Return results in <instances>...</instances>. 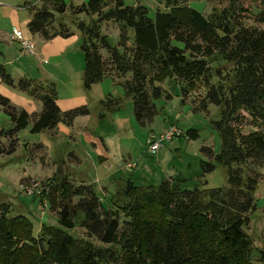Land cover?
Masks as SVG:
<instances>
[{
    "label": "trees",
    "instance_id": "1",
    "mask_svg": "<svg viewBox=\"0 0 264 264\" xmlns=\"http://www.w3.org/2000/svg\"><path fill=\"white\" fill-rule=\"evenodd\" d=\"M165 1L168 10L150 15L146 6L128 5L125 0H87L80 5L41 0L40 7H29L27 25L31 34L47 41L78 31L84 89L89 91L110 77L132 99L140 126L157 116L155 101L162 98L158 83L168 78L167 72L188 88L198 82L204 85L206 93L195 110H207L211 104L219 108V119L211 125L219 135L220 149L201 148L207 158L200 161L202 187H180L169 179L158 186L136 185L119 177L111 182L113 192L106 205L94 184L63 178L48 199L57 213L58 228L44 227L35 236L27 217H9V205L0 206L4 213L0 264H109L121 257V264H246L251 240L243 228L256 209V192L264 179L260 172L264 168V29L244 24L239 0H220L226 5L213 8L208 17L177 6V0ZM66 13L73 28L62 22L55 26L54 15ZM82 14L85 17L79 18ZM106 21L119 27L117 46L101 32ZM0 80L42 103L40 112L28 114L0 94V110L12 123L11 129L0 131L10 144L8 153L18 148L17 133L29 121L30 132L41 133L54 131L59 123L71 127L77 117L90 113L87 106L61 111L53 84L16 81L3 64ZM100 105L104 116L103 111H118L122 98L107 96ZM248 116L256 130L243 134L240 126ZM185 135L196 140L198 132L188 129ZM1 144L0 152H5ZM218 166L226 169V185L203 188L206 176ZM77 226L85 230V237L66 232ZM92 239L108 247L97 246Z\"/></svg>",
    "mask_w": 264,
    "mask_h": 264
},
{
    "label": "rangeland",
    "instance_id": "2",
    "mask_svg": "<svg viewBox=\"0 0 264 264\" xmlns=\"http://www.w3.org/2000/svg\"><path fill=\"white\" fill-rule=\"evenodd\" d=\"M67 2L80 5L87 0H67ZM125 2L128 5L146 6L150 10V15L156 10L169 9L165 0H125ZM239 2L242 6L240 16L244 19V24L264 29V21H262L264 1L239 0ZM176 4L181 7H191L208 17L213 8H222L226 2L177 0ZM40 5L41 0H0V51L4 54V57L0 56V63H9L6 65L7 70L15 77L20 75L21 68L33 72L41 68L36 56L23 51L20 42L11 38L14 27L22 31L24 38H29L28 7L38 8ZM78 17L84 18L85 15ZM54 19L55 26L62 22L73 28L70 13L55 14ZM72 30L79 36L78 31ZM101 32L107 35L112 46H117L119 27L116 23L103 22ZM34 38L31 36L28 39L33 52L36 49L35 42H38L40 37L37 35ZM102 53L107 56L106 51ZM79 54L82 63V51ZM167 76L168 78L158 83L162 88V98L155 101L158 114L153 129L155 133L159 134L160 131L164 133L173 125L178 129L179 134L165 143L156 154L147 151L149 130L140 126L135 120L132 99L126 97L122 86L116 82L114 84L110 77H105L97 85L95 84L93 93L88 96L90 115L86 119H77L73 126L61 124L55 129L54 134L47 131L31 133L32 122L29 121L28 126L17 133L19 144L12 153H8L9 142L4 136H0L1 145L5 149V152H0V206L9 205L8 216L27 217L32 222V233L35 236L40 234L44 227L58 228L57 213L50 209L48 199L57 184L68 177L75 184H79L81 180L94 184L100 200L106 205H109L108 198L113 192L111 182L119 177L129 178L136 185L158 186L163 179L171 176L169 180L173 185L187 188L202 187L198 178L200 161L207 158L202 154L201 148L207 146L215 152L220 149L219 135L211 125L212 121L219 119V108L211 104L207 110H195V106L206 93V87L198 82L188 88L171 73L167 72ZM187 88L188 93L183 95ZM104 96L122 98V106L113 113L107 114L103 111L106 117L98 118L99 108L96 100ZM242 113L247 116L245 112ZM240 127L243 134L256 130L249 116ZM11 128L9 117L0 110V131H8ZM188 129L197 130L196 140L186 137L185 132ZM102 136L105 139L109 138L107 140L109 150L102 144L100 140ZM39 144L45 145V148H37ZM72 152L82 160L81 163L77 164L72 160ZM124 160H128L130 164L120 166V162L124 163ZM260 172L264 174V168H261ZM205 179L207 185L203 188L223 187L227 180L226 169L218 166ZM33 191L34 196L29 194ZM3 214V208L0 207V215ZM249 219V223L243 228L251 240L246 264H264V179L259 183L256 192V209L249 214ZM66 232L79 238L86 235L85 230L79 226ZM92 241L97 246L108 247L95 239ZM121 258L109 264H121Z\"/></svg>",
    "mask_w": 264,
    "mask_h": 264
},
{
    "label": "crops",
    "instance_id": "3",
    "mask_svg": "<svg viewBox=\"0 0 264 264\" xmlns=\"http://www.w3.org/2000/svg\"><path fill=\"white\" fill-rule=\"evenodd\" d=\"M30 7V6H29ZM28 7V9H29ZM29 21V19H28ZM17 28V27H16ZM18 29V28H17ZM20 30V29H18ZM29 38L35 39L34 37H37V35L29 34ZM40 37V36H39ZM11 38L13 39V36L11 35ZM27 38V39H29ZM38 42H35V47L33 53H30L31 55L36 56L37 60H39V63L41 65V68L37 70L36 72L28 71L27 69L21 68L20 75L18 77L20 78H26L28 80H31L34 85L38 86H46L48 84H53L55 91H56V104L60 108L61 111H67L70 109H74L80 106H87L88 107V96L93 93L94 87L97 85H93L89 91H86L83 87L82 83V76H83V66H84V58L83 62H80V37L74 33L73 35L69 36L68 38H63L60 36L54 37L50 40H43L41 37L38 38ZM15 40V39H14ZM17 41V40H15ZM30 41V40H29ZM37 51V52H36ZM0 56L4 57V54L0 51ZM48 62V64H46ZM3 64V63H0ZM9 64V63H7ZM3 64L7 70L6 65ZM11 64V63H10ZM46 64V65H45ZM8 72V70H7ZM15 80L18 77L13 76L12 73L8 72ZM18 78V80L20 79ZM8 87V88H6ZM11 89V90H9ZM0 94L4 97L8 98L13 105L16 107L23 109L28 114L32 113H38L42 109V103L40 100H37L35 98H32L29 96L28 93L22 92L16 87H10L4 84L0 80ZM104 96L99 100H96V104L98 105V118H104L106 115L101 116L102 109L100 102L105 99ZM89 109V107H88ZM90 111V110H89ZM91 113V111H90ZM90 113L86 116H80L77 117L74 122L77 119H86L90 115ZM155 118L152 120V122L148 125H146L143 128H148L149 136L154 134L156 137L160 136L162 132L155 133L153 129V125L155 123ZM73 122V124H74ZM63 123H59L61 125ZM65 125V124H63ZM160 124V129H161ZM73 126V125H72ZM56 127V128H57ZM170 127V126H169ZM48 133L54 134V131H47ZM148 136V138H149ZM109 138H106L102 136L100 139L102 144L105 146L107 150H109L107 140ZM42 147L45 148V145L40 144ZM97 146V144H94ZM165 146V145H164ZM148 151V150H147ZM72 160L79 164L82 162V160L75 155L74 152H72ZM107 160V157H106ZM128 160H124L120 162V166H128L130 162ZM126 163V164H125ZM171 176L165 179H169ZM122 178V177H120ZM117 179V178H115ZM114 179V180H115ZM113 180V182H114ZM84 181V180H81ZM87 183V182H85ZM104 188V187H102Z\"/></svg>",
    "mask_w": 264,
    "mask_h": 264
},
{
    "label": "built area",
    "instance_id": "4",
    "mask_svg": "<svg viewBox=\"0 0 264 264\" xmlns=\"http://www.w3.org/2000/svg\"><path fill=\"white\" fill-rule=\"evenodd\" d=\"M12 36L13 39L18 40L20 42L23 51L28 53H33V47L31 45V42L28 39L24 38L21 30H18L16 27H14L12 31ZM178 134H179L178 129L172 125L171 127H169V129L166 132L162 133L158 137H156L154 134L150 135L147 142L148 151L151 154H156L160 149L164 147L165 143L171 141ZM130 167L131 166H129V168ZM34 193L35 192L33 191L30 192L29 194L31 195Z\"/></svg>",
    "mask_w": 264,
    "mask_h": 264
}]
</instances>
